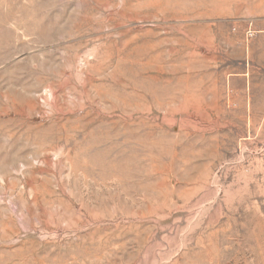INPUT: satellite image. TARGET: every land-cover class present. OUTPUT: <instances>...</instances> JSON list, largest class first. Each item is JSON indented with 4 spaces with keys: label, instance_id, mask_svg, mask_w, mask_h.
<instances>
[{
    "label": "rangeland",
    "instance_id": "374dc122",
    "mask_svg": "<svg viewBox=\"0 0 264 264\" xmlns=\"http://www.w3.org/2000/svg\"><path fill=\"white\" fill-rule=\"evenodd\" d=\"M0 264H264V0H0Z\"/></svg>",
    "mask_w": 264,
    "mask_h": 264
}]
</instances>
